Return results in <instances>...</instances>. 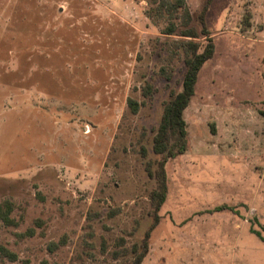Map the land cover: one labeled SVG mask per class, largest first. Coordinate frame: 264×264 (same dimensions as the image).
<instances>
[{"label": "rangeland", "instance_id": "374dc122", "mask_svg": "<svg viewBox=\"0 0 264 264\" xmlns=\"http://www.w3.org/2000/svg\"><path fill=\"white\" fill-rule=\"evenodd\" d=\"M183 2L199 30L204 0ZM152 6L0 0V264H130L153 221L152 129L184 72L181 37ZM205 23L214 53L141 264H264L242 222L256 226L250 204L264 222V0H212Z\"/></svg>", "mask_w": 264, "mask_h": 264}, {"label": "trees", "instance_id": "16d2710c", "mask_svg": "<svg viewBox=\"0 0 264 264\" xmlns=\"http://www.w3.org/2000/svg\"><path fill=\"white\" fill-rule=\"evenodd\" d=\"M147 1L153 5L147 10L146 14L149 17L160 16L166 11L168 12L169 20L160 32L181 37L179 47L182 52L184 72L180 90L169 91V97L163 102L158 124L152 129L154 133L152 135L151 148L155 154L159 155V158L154 161L155 168L153 170L150 169L151 161L146 163L148 175L156 180V186L149 193L153 221L144 232L140 241L131 245L132 259L130 264H141L148 251L150 232L158 223V211L166 197L167 187L164 165L169 158L184 153L187 148L186 122L183 113L194 95L195 84L201 68L214 53L213 37L209 35L210 32L205 23V15L212 0H204L201 5L197 15V20L200 24L199 30L191 23L192 17L185 10L183 0ZM171 17L177 18L179 23L173 21ZM152 92L153 88L149 83L142 86V93L145 96ZM128 104L132 112L137 111L139 104L136 100L128 98ZM258 113L264 120V106L259 109ZM226 208L233 210V207L220 204L207 210V212L212 213ZM256 234L259 236L258 232Z\"/></svg>", "mask_w": 264, "mask_h": 264}, {"label": "crops", "instance_id": "0c3cea01", "mask_svg": "<svg viewBox=\"0 0 264 264\" xmlns=\"http://www.w3.org/2000/svg\"><path fill=\"white\" fill-rule=\"evenodd\" d=\"M253 201V200H252ZM224 204V203H223ZM242 208H244L243 209V215H245V213H246V206H244V207H242ZM252 209V214H253V216H255V219H256V221H254V223H255V227H253V222L251 221V220H247L246 218H243L242 219V222L244 223V224H249V230L251 231V232H254V233H256V232H258L259 233V239H260V241H264V222H261L260 221V219L258 218H256V214H257V216H258V214H260V213H258V211H257V208H255V207H253V205L252 204H250L249 205V208L247 209V213L248 212H250V210ZM217 212V211H216ZM213 213V212H212ZM242 215V216H243ZM237 226V225H236ZM257 235V234H256Z\"/></svg>", "mask_w": 264, "mask_h": 264}]
</instances>
